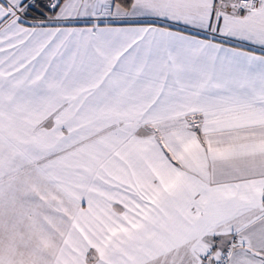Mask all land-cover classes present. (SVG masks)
Instances as JSON below:
<instances>
[{
  "label": "snow or ice",
  "instance_id": "obj_1",
  "mask_svg": "<svg viewBox=\"0 0 264 264\" xmlns=\"http://www.w3.org/2000/svg\"><path fill=\"white\" fill-rule=\"evenodd\" d=\"M0 264H264V0H0Z\"/></svg>",
  "mask_w": 264,
  "mask_h": 264
}]
</instances>
